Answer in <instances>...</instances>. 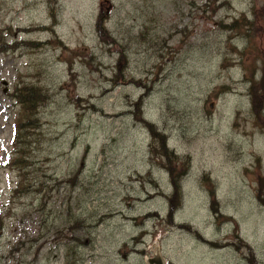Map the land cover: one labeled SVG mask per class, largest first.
<instances>
[{"label": "rangeland", "instance_id": "1", "mask_svg": "<svg viewBox=\"0 0 264 264\" xmlns=\"http://www.w3.org/2000/svg\"><path fill=\"white\" fill-rule=\"evenodd\" d=\"M259 184L264 0H0V264H264Z\"/></svg>", "mask_w": 264, "mask_h": 264}, {"label": "trees", "instance_id": "2", "mask_svg": "<svg viewBox=\"0 0 264 264\" xmlns=\"http://www.w3.org/2000/svg\"><path fill=\"white\" fill-rule=\"evenodd\" d=\"M27 94L29 95V96H27V99H23L22 100V103L23 104H31V102H32V99H31V97L32 96H34V97H36V98H38V99H40V103H43L44 102V100H45V95L43 94V92H42V94H40V93H38L37 92V90L35 89V88H29V91L27 92ZM31 123H33L34 124V122H31ZM30 128V123L27 121L25 124H19L16 128H15V133H14V140H15V137L19 140V139H21V143L23 142V139H24V136H23V130H24V132L27 130V129H29ZM17 142V141H16ZM13 143V142H12ZM19 144H20V142H19ZM20 184H22V182L20 183ZM24 185H30V188L29 189H31V187H32V184H22L20 187H23ZM176 186V185H175ZM263 189H262V184H259V190H258V194H257V199H258V201L261 203L262 201L264 202V200H263V198H264V195H263ZM1 230H2V221H0V232H1Z\"/></svg>", "mask_w": 264, "mask_h": 264}, {"label": "water", "instance_id": "3", "mask_svg": "<svg viewBox=\"0 0 264 264\" xmlns=\"http://www.w3.org/2000/svg\"><path fill=\"white\" fill-rule=\"evenodd\" d=\"M109 8L107 9V11ZM145 262L147 264H165L166 261L163 260L160 253L158 251L154 252L153 256L151 258L146 257Z\"/></svg>", "mask_w": 264, "mask_h": 264}]
</instances>
